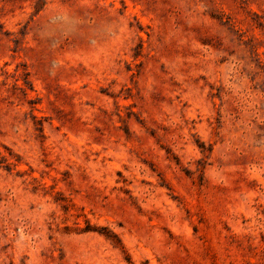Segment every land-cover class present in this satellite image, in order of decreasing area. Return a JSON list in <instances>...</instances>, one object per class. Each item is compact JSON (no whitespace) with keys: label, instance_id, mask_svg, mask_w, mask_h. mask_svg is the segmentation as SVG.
Wrapping results in <instances>:
<instances>
[{"label":"rangeland","instance_id":"1","mask_svg":"<svg viewBox=\"0 0 264 264\" xmlns=\"http://www.w3.org/2000/svg\"><path fill=\"white\" fill-rule=\"evenodd\" d=\"M0 264H264V0H0Z\"/></svg>","mask_w":264,"mask_h":264}]
</instances>
